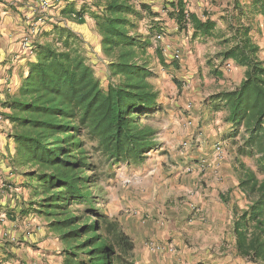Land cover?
I'll return each instance as SVG.
<instances>
[{
    "label": "trees",
    "instance_id": "1",
    "mask_svg": "<svg viewBox=\"0 0 264 264\" xmlns=\"http://www.w3.org/2000/svg\"><path fill=\"white\" fill-rule=\"evenodd\" d=\"M89 4L96 10L93 20L107 58L102 62L105 79L89 63L85 41L60 25L54 36L33 41L32 60L17 78L10 72L3 78L0 117L14 145L8 167L29 191V199L20 203L21 216H30L38 230L43 226L58 238L63 264H136L134 240L100 209L106 199L99 171L102 163L111 171L141 166L160 146L157 128L150 124L162 111L150 64L157 59L161 67L180 71L182 59L169 63L161 50L152 55L150 48L154 37L166 35L169 20L180 37L191 31L194 38L219 40L217 76L229 62L244 69L233 90L208 98L205 114L223 113L229 128L222 146L227 158L233 153L237 189L247 201L244 209L233 206L235 255L264 264V60L253 36L263 29L264 0H233L220 17L224 31L209 11L191 12L189 0L166 2L165 16L136 0ZM68 12L63 13L66 20L85 24L84 11ZM143 24L148 33L142 32ZM6 189L1 201L12 198ZM12 215L8 212V219Z\"/></svg>",
    "mask_w": 264,
    "mask_h": 264
},
{
    "label": "rangeland",
    "instance_id": "2",
    "mask_svg": "<svg viewBox=\"0 0 264 264\" xmlns=\"http://www.w3.org/2000/svg\"><path fill=\"white\" fill-rule=\"evenodd\" d=\"M170 1L173 0H136L151 4L162 16L166 15L162 11L163 6ZM232 3L233 0H189L188 8L199 15L205 10L209 11L219 29L224 31L226 25L220 17L226 14L225 10H231ZM93 21L91 25L79 27V32L85 40L83 49L89 63L97 75L105 79L107 72L102 62H106L107 58L101 52L100 38ZM42 28L34 41L39 37L48 39L46 37L51 31L46 32ZM164 29V37L152 39L150 53L155 55L158 48L169 63L173 59H182V68L175 71L170 66L161 67L157 59H153L150 64L156 74L153 84L160 92L162 104V111L155 115L150 124L157 128L156 138L160 146L149 154L146 163L138 167L123 165L111 171L107 164L100 165L102 197L106 199L102 201L100 209L115 220L138 247L144 245L148 248V243L155 242L163 247L162 254L180 251L185 245L191 250L201 248L200 240L190 241L189 238L202 234L203 229L217 236L216 228H224L227 240L221 243L223 249L227 248L225 252H228L230 262L253 264L236 257L228 217L211 216L212 207L219 197L224 199L226 208L236 205L244 209L247 201L237 189L238 178L233 172L231 157L227 158L226 149L222 159L218 158L215 151L218 143L224 144L222 136L228 131L224 127L223 113L215 116L205 114L208 98L221 91L233 90L243 79L244 69L229 62L220 68L223 75L217 76L213 71L220 65L217 55L222 51V46L219 40L194 38L191 31L188 36L180 37L177 27L169 20ZM19 32L12 30V33L3 35L0 31V91L4 84L3 78L9 72L13 79L17 78L26 63L32 60V52H25L21 47L22 35L20 37ZM142 32L148 33L144 24ZM253 36L262 46L260 56L264 60V29L254 32ZM11 89L15 90L14 87ZM0 95L1 102L4 95ZM189 104H192L190 112L187 111ZM4 120V117H0V214L5 215L7 220L6 223L0 222V260H3L0 264H5L9 259L3 254L7 250L13 254L10 259L19 264H63L59 254L62 245L58 238L49 235L43 226L38 230L39 223L33 224L30 216H21L19 213L20 203L29 199V191L19 185L20 179L10 175L8 156L14 153V145L7 135ZM6 188L12 191V198L7 199L5 196L1 201L4 195L1 192L5 193ZM188 198H191L189 202ZM192 198L206 200L209 206L205 209L210 208L209 213L198 202L192 203ZM5 200L7 203L4 205ZM13 202L17 206L12 207ZM187 204L190 205L193 218L199 219L201 224L188 225L195 221L191 216L181 221V210ZM10 211L13 212V220L8 219L7 213ZM226 213L229 215V210ZM24 223L28 229L22 235ZM6 233L15 235L17 242L12 243L9 237H5ZM208 258L205 256L204 260ZM13 261L10 264H14Z\"/></svg>",
    "mask_w": 264,
    "mask_h": 264
},
{
    "label": "crops",
    "instance_id": "3",
    "mask_svg": "<svg viewBox=\"0 0 264 264\" xmlns=\"http://www.w3.org/2000/svg\"><path fill=\"white\" fill-rule=\"evenodd\" d=\"M49 3L51 7H50V10L48 11V18L46 22H44L41 25V27L43 26L42 30L46 32L51 31L49 34H51V36H54L55 26L59 22L60 26L67 27L68 29L76 33V35H78L82 40H84L82 38V34H80L79 32L80 31L79 27H82L86 24L91 25L90 22L93 20V16L95 15V11H96L95 8L89 4V0H49ZM34 9L35 7H34L33 0H1L0 2V31L2 32V34L5 35V34L12 33V30L14 31L19 30L20 37L21 35L23 36V34L26 32V27H28L26 18L33 19ZM71 10H74L75 12H82V13L85 12L84 14V18L86 20L85 24L80 25L74 21L66 20L64 18L65 14L63 15V13L68 14L69 13L68 11H71ZM92 23L94 24V21ZM23 25L25 27H23ZM263 29H264V26H263ZM224 127L226 130H228L229 128V126L227 125H225ZM230 156L232 157L233 153H230ZM189 199L191 198L187 199L188 202H189ZM197 202L202 206L203 210L209 206L206 200H203L201 198L200 199L192 198V203L195 204ZM223 203L224 202L222 201V198L220 197L218 200L215 201V204L212 207L211 216L215 215L218 218L220 216L222 218L223 217L225 218L227 216L229 220V225L232 228L233 220H234L233 206H229L228 208H226V206H224ZM12 205H13L12 207H14L17 204L13 202ZM227 210H229V215H227L226 213ZM209 211H210V208H207L206 213H209ZM189 216L193 218L190 205L187 204V207L183 206V209L181 210V221L183 222ZM194 220L195 221L189 222L188 225L201 224L199 219H194ZM28 222L30 223V221ZM34 222L35 220H33V224ZM220 225L221 224H219V226ZM24 226H23L24 230L21 228L22 235L24 231L28 229L26 228L25 223H24ZM156 228L157 227H155V229ZM216 230H217L216 233L218 234L217 236L213 234V232L204 231L203 229L202 234L198 233V234H195L194 237H191V239L189 238L190 241L196 239V240H200V242L202 243V246H200L201 248H198L196 250H191L190 248H188V246L185 245V247L180 248V251L176 250L173 253L168 251V254H162V253L158 254V253L151 252L144 245L138 247L135 244L136 245V248H135L136 264H231L232 262H230L229 260V254L228 252L227 253L225 252V250L227 251V248L225 247L223 249L222 248L223 244L221 243L223 240H227L226 234H225L226 231L224 232V228L223 230H220L219 227H217ZM35 231L36 229L33 230V232ZM33 239H35L34 236H33ZM177 240L181 241L179 237H177ZM218 244L220 245L218 246ZM181 245L183 244L181 243ZM8 253H12V252L8 251ZM12 256L13 254H11V256L7 254L4 255L5 258L7 259L9 258L5 264H10V262L13 261L12 259H10ZM205 256L209 257L208 260H204ZM202 260L204 262H202ZM1 262H3V260H0V263ZM13 262L14 264H19V262H15V261ZM34 264H37V263L35 262Z\"/></svg>",
    "mask_w": 264,
    "mask_h": 264
},
{
    "label": "built area",
    "instance_id": "4",
    "mask_svg": "<svg viewBox=\"0 0 264 264\" xmlns=\"http://www.w3.org/2000/svg\"><path fill=\"white\" fill-rule=\"evenodd\" d=\"M33 2L35 7L33 19L26 18L28 27L21 39V47L25 52H31V45L34 41V38L37 35V32L39 31L41 25L46 22L48 18V11L51 7L49 0H33ZM215 151L218 158L222 159L225 153L222 144H218L215 148ZM193 209H195V207H193ZM6 220L7 217L0 214V222L6 223ZM5 237H9L12 243L17 242L18 240L16 236H9L7 233L5 234ZM147 247L153 253L159 254L163 252V247L155 242L148 243Z\"/></svg>",
    "mask_w": 264,
    "mask_h": 264
}]
</instances>
